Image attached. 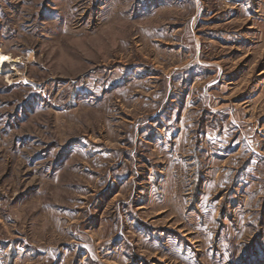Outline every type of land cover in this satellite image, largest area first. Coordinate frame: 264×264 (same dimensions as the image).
<instances>
[{
    "label": "rangeland",
    "instance_id": "1",
    "mask_svg": "<svg viewBox=\"0 0 264 264\" xmlns=\"http://www.w3.org/2000/svg\"><path fill=\"white\" fill-rule=\"evenodd\" d=\"M0 54V264H264V0H0Z\"/></svg>",
    "mask_w": 264,
    "mask_h": 264
},
{
    "label": "bare ground",
    "instance_id": "2",
    "mask_svg": "<svg viewBox=\"0 0 264 264\" xmlns=\"http://www.w3.org/2000/svg\"><path fill=\"white\" fill-rule=\"evenodd\" d=\"M11 63L12 60L8 55L0 54V71L9 66Z\"/></svg>",
    "mask_w": 264,
    "mask_h": 264
},
{
    "label": "crops",
    "instance_id": "3",
    "mask_svg": "<svg viewBox=\"0 0 264 264\" xmlns=\"http://www.w3.org/2000/svg\"><path fill=\"white\" fill-rule=\"evenodd\" d=\"M232 1L236 3H241L243 0H232Z\"/></svg>",
    "mask_w": 264,
    "mask_h": 264
}]
</instances>
